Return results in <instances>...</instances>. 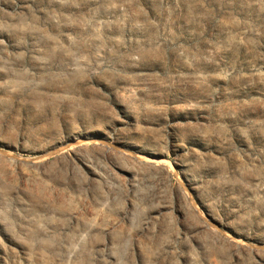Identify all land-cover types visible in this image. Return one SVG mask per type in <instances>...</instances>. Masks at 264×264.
Here are the masks:
<instances>
[{
	"label": "rangeland",
	"instance_id": "obj_1",
	"mask_svg": "<svg viewBox=\"0 0 264 264\" xmlns=\"http://www.w3.org/2000/svg\"><path fill=\"white\" fill-rule=\"evenodd\" d=\"M0 264H264V0H0Z\"/></svg>",
	"mask_w": 264,
	"mask_h": 264
},
{
	"label": "bare ground",
	"instance_id": "obj_2",
	"mask_svg": "<svg viewBox=\"0 0 264 264\" xmlns=\"http://www.w3.org/2000/svg\"><path fill=\"white\" fill-rule=\"evenodd\" d=\"M86 142H87V141H86ZM81 144H85V145H86V144H97V143H96V142H88V143L81 142L80 145H81ZM97 145H99V144H97ZM71 147H72V146H71ZM125 158H126V157H125ZM133 161H135V160H133ZM155 163H158V162H155ZM160 163H161V162H160ZM154 166H155V165H154ZM159 166H160V164H159ZM157 167H158V166H157ZM126 172H127V171H126ZM237 245H238V244H237ZM69 257H71V256H69Z\"/></svg>",
	"mask_w": 264,
	"mask_h": 264
}]
</instances>
